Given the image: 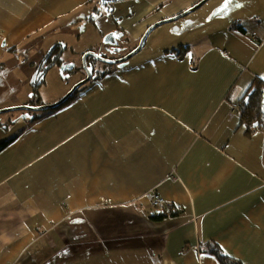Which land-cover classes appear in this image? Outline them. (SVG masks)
Returning <instances> with one entry per match:
<instances>
[{"label":"crops","instance_id":"0c3cea01","mask_svg":"<svg viewBox=\"0 0 264 264\" xmlns=\"http://www.w3.org/2000/svg\"><path fill=\"white\" fill-rule=\"evenodd\" d=\"M197 1L121 0L110 16L99 0H0V107L29 102L61 34L88 22L103 38L116 17L136 45ZM225 17L53 112L0 118V264H223L214 244L264 264V127L233 109L264 80V12ZM150 189L180 213L153 218Z\"/></svg>","mask_w":264,"mask_h":264},{"label":"rangeland","instance_id":"374dc122","mask_svg":"<svg viewBox=\"0 0 264 264\" xmlns=\"http://www.w3.org/2000/svg\"><path fill=\"white\" fill-rule=\"evenodd\" d=\"M99 1L102 3L101 0ZM195 4L189 6L185 10L192 8ZM228 5L230 6V9L224 11V8H226ZM220 8L222 9L220 10ZM185 10L174 14L173 16L184 13ZM262 10H264V3L262 0H208L195 11L185 14V16L181 18L174 19V21L162 23V25L153 29L150 36L147 38L146 46L128 60L117 62L116 64L95 62V67L98 66V70L111 69L112 67L115 69L124 68L130 63L138 62L144 58L150 57L154 52L163 51V49L167 47L172 48L177 46L179 44L178 40H181V42H186L187 40H197L208 32L209 27L215 24L216 27H220L221 25L225 26L226 21H230L225 17L230 11L240 13L241 15L244 14V16L247 17H245V20H249L255 16L256 13L264 12ZM217 11H220L218 16H216ZM173 16L167 18H173ZM130 37L131 36L128 32L121 33L118 35L115 43L105 42L101 37L99 28L96 25L90 24L88 22L82 24L81 30L80 28L76 29L75 37H67L66 35L61 34L59 39H61V41L63 40L65 43H61L66 46V48L61 47V60H68L72 64L75 63V72H65L62 74L59 69L60 67H52L48 69V71L45 72L43 81L39 86H37L38 88L36 87L37 89L35 88V82L32 83V91L30 92L31 94H29L28 98L29 104L26 105L41 106L53 104L59 101L73 88V86L76 84V81H78L80 77L84 75V70L81 69L83 64L82 53L87 48H94L97 54L105 56L108 59L121 58L136 48L134 47L135 44L131 42ZM53 61L58 65L60 64L59 61ZM90 82L91 80L80 87L85 88L90 84ZM4 92L5 89L0 88V101H3L5 98L3 96ZM34 93L36 94L34 95ZM74 94H72L63 104L55 108L41 111H33L29 109L14 110L1 113L0 118L12 117L15 115H22L29 118L33 117L35 113L37 114L38 112L39 114H43L44 112L55 111L64 104L71 102L74 98ZM57 95L62 96L57 100H53ZM10 97L11 95L7 96V98Z\"/></svg>","mask_w":264,"mask_h":264},{"label":"trees","instance_id":"16d2710c","mask_svg":"<svg viewBox=\"0 0 264 264\" xmlns=\"http://www.w3.org/2000/svg\"><path fill=\"white\" fill-rule=\"evenodd\" d=\"M234 25H237V23H235ZM61 47L65 48L64 46H62V44H59L58 46H56L55 49H53V51L48 53V56L43 60L42 64L38 67L35 81H34L35 88L39 86L41 82L43 81L45 72L48 71L50 67L56 64V62H54L53 60L59 61V62L61 61V57H62ZM187 48L188 46L184 47L183 49L182 47H176L175 49L177 50L180 56H185ZM103 75H105V73L102 74L101 76ZM35 94L36 93H34V95ZM263 98H264V80L257 77L252 83L251 89L246 93L244 98L241 100V103H239L241 104V108L239 110L241 125L245 127L247 133L254 131L255 129H259L260 127H264ZM50 112H53V111H50ZM46 113H49V112H46ZM39 117H41V115L36 117L34 120L38 119ZM10 141L11 139H6L0 142V151L6 145H8ZM178 213H180L179 210L171 208L170 212H155L152 217L159 219V218H164L165 216L176 215ZM209 247H210V250L217 255L218 259L223 264H243L241 261H238L232 258L231 256L229 257L223 250H221L219 246H216L214 244V245H210Z\"/></svg>","mask_w":264,"mask_h":264},{"label":"flooded vegetation","instance_id":"af4514ba","mask_svg":"<svg viewBox=\"0 0 264 264\" xmlns=\"http://www.w3.org/2000/svg\"><path fill=\"white\" fill-rule=\"evenodd\" d=\"M102 1V0H101ZM121 0H119V1H115V2H103L102 1V6H105V9L107 10L106 11V13H109L110 12V16H112L113 15V13H115V4L116 3H119ZM162 19H164V18H162ZM114 21H115V25H114V28L111 30V34L112 33H114L112 36H108L107 37V35L105 34L104 36H103V39H104V41L105 42H114L115 43V41H116V39H117V37H118V35L119 34H121V33H127V31H126V29L119 23V21H118V19L115 17L114 18ZM159 21H161V20H159ZM156 22H158V21H156ZM156 22H154V23H156ZM153 24V23H152ZM147 30V29H146ZM145 30V31H146ZM144 31V33L141 35V37H140V39H139V41L136 43V45L134 46V47H138L139 45H140V41H141V39H142V37H143V35L146 33ZM129 34H130V32H128ZM131 36V35H130ZM150 36V35H149ZM148 38V37H147ZM131 40H133L132 38H131ZM146 41H147V39L145 40V44H144V46L147 44L146 43ZM62 46H64L63 44H62ZM144 46H143V48H144ZM136 48H134V49H136ZM133 49V50H134ZM132 50V51H133ZM87 52H95L96 53V51H95V49L94 48H92V49H87V50H85L83 53H82V58H83V64H82V67H81V69L82 70H84V75L82 76V77H80V79L78 80V81H76V84L77 83H79V82H81L82 80H84V79H86L87 77H88V75H89V72L88 71H90L91 72V76H92V78L90 79L91 81L93 80V79H95V78H97V77H99V76H101L102 74H104V73H107L108 71H109V69H106V70H98V66L97 67H95V62L96 63H98V62H103V63H107V64H113V63H109V62H105V61H103L101 58H105V59H108L107 57H105V56H102V55H99V54H97L99 57H101V58H98L97 56H95V55H92V54H89L87 57H84V55L87 53ZM131 52V51H130ZM129 52V53H130ZM140 52V51H139ZM128 55V54H127ZM127 55H125L124 57H121V58H117V59H108V60H114L115 62L117 61V60H120V59H123V58H125ZM84 58H85V60H84ZM54 59H56V58H54ZM123 61H125V60H123ZM117 62H122V61H117ZM57 64V63H56ZM55 64V65H56ZM75 64V63H74ZM74 64H72V63H70V62H64V60H61L60 61V64H59V66H62L63 65V67H65L64 68V70H63V73H65V72H71V73H74L75 72V67L76 66H74ZM114 64H116V63H114ZM58 65V64H57ZM50 68H52V67H50ZM49 68V69H50ZM80 68V67H79ZM88 82V81H87ZM86 82V83H87ZM86 83H84V84H86ZM75 84V85H76ZM83 84V85H84ZM74 85V86H75ZM83 85H81V86H83ZM73 86V87H74ZM82 89V87H79L76 91H74V93L75 94H77L80 90ZM73 93V94H74ZM74 94V95H75ZM73 95V96H74ZM63 98V97H62Z\"/></svg>","mask_w":264,"mask_h":264},{"label":"water","instance_id":"95a60500","mask_svg":"<svg viewBox=\"0 0 264 264\" xmlns=\"http://www.w3.org/2000/svg\"><path fill=\"white\" fill-rule=\"evenodd\" d=\"M103 2H115V1H119V0H102ZM208 0H200L199 2H197L192 8H189L187 10H185L184 13H180L176 16H173V18H164L161 21H158L156 23L150 24V26L147 28V30L145 31L146 33L143 35L141 41H140V45L134 49L133 51H131L130 53H128V55L120 60L117 61H123V60H128L129 58H131L132 56H134V54H137L144 46V42L147 39V37L151 34L152 30L155 29L156 27L162 25V23H166V22H170V21H174V19H178L181 18L183 16H185V14H188L192 11H195L197 8L201 7V5H203L205 2H207ZM114 33L112 34H108V36H112ZM89 54L95 55L98 58L99 57L95 52H87L84 57H87ZM103 61L105 62H109V63H117V61L115 62L114 60H108L105 58H101ZM85 60V58H84ZM89 72V75L86 79L82 80L81 82L77 83L63 98H61L59 101L53 103V104H49V105H41V106H30V105H16V106H8V107H4V108H0V114L1 113H5V112H9V111H14V110H23V109H29V110H33V111H41V110H45V109H50V108H55L61 104H63L65 101H67V99H69V97L74 93V91H76L81 85H83L84 83H86L87 81H89L92 76H91V72ZM263 105H264V98H263Z\"/></svg>","mask_w":264,"mask_h":264},{"label":"built area","instance_id":"2783aa9c","mask_svg":"<svg viewBox=\"0 0 264 264\" xmlns=\"http://www.w3.org/2000/svg\"><path fill=\"white\" fill-rule=\"evenodd\" d=\"M241 108V104L237 103L233 107L234 111H239ZM145 196L149 200L151 206H153L156 210V212H164L167 205H166V199L163 195L156 192L155 189L147 190L145 193Z\"/></svg>","mask_w":264,"mask_h":264}]
</instances>
